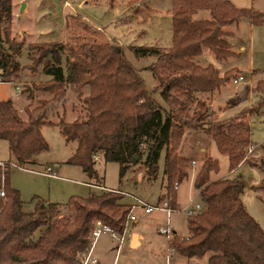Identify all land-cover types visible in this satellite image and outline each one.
<instances>
[{"label":"trees","instance_id":"trees-1","mask_svg":"<svg viewBox=\"0 0 264 264\" xmlns=\"http://www.w3.org/2000/svg\"><path fill=\"white\" fill-rule=\"evenodd\" d=\"M199 9L208 10L209 18L193 19ZM243 18L254 26L262 24L264 7H237L230 0H171L170 45L129 47L136 56L157 54L148 68L166 103L162 108L115 39L83 44L88 68L67 59L61 65L63 43L17 40L11 29L12 0H0V76L14 81L25 69L33 76L48 56L54 60L43 67L50 78L21 86L20 94L27 100L22 109L10 98L0 100V139L7 141L16 166L33 164L36 154L48 148L41 127L58 126L66 142H75L67 162L97 181L94 155L118 163L121 177L142 155L149 171L156 172L164 151L163 192L158 201L167 198L172 206L174 183L188 177L190 160L180 153L187 131L199 129L208 134L219 152L227 155L229 170L246 161L264 174V153L254 159L246 152L250 144L246 114L214 121L209 104L200 97L227 82L235 69L220 75L213 65L193 61L203 48L217 60L232 56L224 27ZM24 48L29 63L22 66L19 57ZM252 92L258 101L249 113L264 105V80H258ZM69 112L75 116L66 121ZM54 115L59 119L50 118ZM5 165L6 170L0 167V187L4 175L0 264H81L97 220L116 235H124L132 208L124 194L100 189L87 197L72 196L65 203L34 197L32 210L24 211L20 192L10 184L11 162ZM217 171L218 161L204 155L193 178L203 208L187 217V235L172 232L168 246L186 258L204 259L205 264H264V231L243 204L244 183L239 178L211 180L210 174ZM254 189L264 205L260 192H264V178Z\"/></svg>","mask_w":264,"mask_h":264},{"label":"rangeland","instance_id":"rangeland-1","mask_svg":"<svg viewBox=\"0 0 264 264\" xmlns=\"http://www.w3.org/2000/svg\"><path fill=\"white\" fill-rule=\"evenodd\" d=\"M230 1L237 7L254 10H262L264 3V0ZM22 5H24L23 9ZM192 18H209V12L206 9H199L192 14ZM11 29L17 40L62 42L64 45V50L61 52L62 64L65 65L66 59L75 60L79 65H84V68H88L89 63L84 55L83 44L100 43L109 38L115 39L124 47L127 60L138 69L152 97L162 108H166V103L157 89V79L148 68L155 62L157 54L148 53L136 56L129 47L155 48L170 45L172 37L171 0H12ZM232 30V49L236 54L220 62L209 49L203 48L201 54L194 57L193 61L202 66L209 64L216 66L220 75H223L227 68H236L235 72L236 70L238 72L236 74L234 72L230 79L220 86L213 105L212 118L214 121H226L246 114L248 140L255 147L249 155L254 159H259L264 153V105L252 113L248 110L258 101V96L251 92V88L258 80H264V22L256 25L252 33L249 27L243 24H239L238 28L234 27ZM241 44L245 45L244 52L238 50ZM19 62L22 66L29 63L25 48L21 51ZM47 64H54L52 57L48 56L33 76L25 69L19 79H14L13 82H0V100L10 98L15 107L22 109L27 104V100L24 95L17 94L15 85L21 87L31 80H47L50 76L43 72V67ZM251 66L254 69L253 74H251ZM237 74L242 76L239 84L232 81ZM200 97L206 99L210 106L207 96L200 94ZM65 107L70 109L71 99L66 102ZM74 116L73 112H69L66 121L73 120ZM50 118L59 119L58 115ZM41 132L48 148L36 154L37 164L26 163L16 166L13 159L10 160V184L20 192L23 210H32L34 197L54 203H65L72 196L87 197L93 192L100 191L97 187L87 183L93 182L94 179H89L80 166L67 162L73 153L75 142H66L58 126L43 125ZM180 153L189 159L190 163L187 169L188 177L179 183L176 190L179 210L170 215V228L172 226L180 236L187 235L188 215L184 208L190 204L192 199L195 203L201 202L193 187V178L202 158L208 155L218 161V171L212 172L210 179L239 178L244 183L241 195L243 204L264 231V205L258 197L259 191L254 189V186L264 178L259 166L242 161L236 168L229 170L227 155L220 153L211 137L199 129L186 132L180 146ZM11 158L7 141L0 139V159ZM163 158L164 151L161 152L156 172L149 171L145 155L132 163L121 177L119 176V164L105 162L101 157L95 160V169L101 176L99 183L103 184L106 189L120 190L125 193V202L131 204L138 199L149 205H155L163 190ZM56 162L60 167H54ZM47 165L54 167L57 172L55 177L42 173ZM127 195L133 201L126 197ZM134 214L143 216V221L156 218L160 223L165 224L167 220L166 214L158 210L151 214H144L142 210L137 209ZM162 239L166 237L163 235ZM168 264H176L174 258L168 259ZM183 264L190 263L184 260Z\"/></svg>","mask_w":264,"mask_h":264},{"label":"crops","instance_id":"crops-1","mask_svg":"<svg viewBox=\"0 0 264 264\" xmlns=\"http://www.w3.org/2000/svg\"><path fill=\"white\" fill-rule=\"evenodd\" d=\"M233 1H236V0H233ZM263 7H264V3H263ZM200 19H204V18H200ZM239 24H243L244 26H248L249 31H251V33L253 32L254 28L256 27V26L252 25L248 19H245V18L240 19L239 21L232 23V24H229V25L224 27V29L228 32L227 40L230 44V48L233 52V55L236 53L232 49V42H231V37L233 34L232 29L234 27L238 28ZM251 42H252V37L250 39V44H251ZM238 50L240 52H244L245 51V45L241 44L239 46ZM59 58H60L59 63L61 65H63L62 64V58H63L62 54L60 55ZM221 61L222 60H220V62ZM214 67L217 68L216 66H214ZM228 69H231V68H227L226 70H228ZM232 69H234V68H232ZM217 70L219 72L218 68H217ZM250 70H251V74H253L254 69H252V66H251ZM237 72L238 71L236 70L235 74ZM219 74H220V72H219ZM237 76H239V75L237 74L233 78H236ZM239 82L240 81H238L235 84H239ZM253 87L251 88V92H252ZM219 90H220V87L215 89L213 92L204 93V95L207 96V98H208L207 100H210V108H211L212 112H214V106L213 105L217 99V93H219ZM9 155H10V152H9ZM98 159H100V156ZM10 160H12V158L8 159V160L0 159V162H7V161L11 162ZM37 163L38 162H37V159L35 157L33 164H37ZM48 167L52 169V171L54 172V176H49L46 174V170ZM54 167H60L59 163L58 162L54 163ZM54 167L47 165L44 168L42 173L49 176V177H55L57 175V172H55ZM96 172H97V170H96ZM97 175L99 178L98 181L94 179V180H92L93 182H87V183H89L90 185H93V186L98 185V184L103 186V184L99 183L101 181V176L98 174V172H97ZM213 180H215V179H213ZM103 187H105V186H103ZM162 192H163V190H162ZM162 192L160 193V195L162 194ZM159 196H158V198H159ZM126 197L130 198L133 201V199L130 196H126ZM131 204L133 205L132 213L135 216V220L132 223H130V225L127 227L124 235L121 236V238H113L109 233H103L95 241V243L93 245L92 253L98 259V261L101 264H168V259H170V258L171 259L174 258L176 264H183L184 260H186L190 264H205L204 259L203 260L189 259V258H186L182 255L177 254L174 250H172L168 246V243H167L168 240L162 239L163 235L160 236V234L157 233L158 227L161 225H164V223H160L156 218H152L149 221H143L144 217L143 216H136L134 214V212L137 209H140L143 212H144V210L141 207L137 206L136 202L134 203V201ZM174 205H175V207L178 208L177 193H176ZM154 211H151L149 213L144 212V214H151ZM158 211L165 214V212H163V211H160V210H158ZM171 229H172V232H176L172 226H171Z\"/></svg>","mask_w":264,"mask_h":264},{"label":"built area","instance_id":"built-area-1","mask_svg":"<svg viewBox=\"0 0 264 264\" xmlns=\"http://www.w3.org/2000/svg\"><path fill=\"white\" fill-rule=\"evenodd\" d=\"M241 80H242V76H240V75L237 76L236 78H233L234 83H237L238 81H241ZM0 82H13V81H10L8 78H3L0 76ZM15 88H16L17 94L20 93L21 87L19 85H15ZM254 148H255L254 145L250 144L247 147V151H246L247 155L251 154L253 152ZM98 158H99L98 155H94L95 160H97ZM192 164H194V161H192ZM0 167L3 170L7 169L5 162H0ZM46 174L49 176H54V172L49 167L46 170ZM3 183H4V175L2 176V179H1L2 185L0 187V197L4 196ZM178 185L179 184L177 182H175L173 185V188L177 189ZM95 187H97L99 189L106 190V188L103 186H96L95 185ZM115 191L122 193L119 190H115ZM123 194H125V193H123ZM127 196H129V195H127ZM135 201H136V205L141 207L145 213H149V212L154 211V210H160V211L165 212V214L167 216L166 223L164 225H161L158 227L157 233L160 235H164L167 240L171 239L172 229L170 228L169 217H170L171 213H173L174 211H178L179 208L172 206L167 198H164L161 201H158V203L155 205H149V204L142 202L141 200H138V199ZM132 207H133V205H132ZM202 208H203V206H202L201 202L195 203V202H193V199H192L190 201V204L184 208V211L188 216H190V215H194V214L198 213ZM134 220H135V216L133 215L132 208H131V212L129 213L128 219H127L126 229L130 225V223H132ZM103 233H109L113 238H121V236L116 235L108 225L102 223L100 220H97L95 222V227L91 233L90 247L88 248L87 252L85 253V256H84L81 264H101L98 261V259L93 255L92 250H93V245H94L95 241Z\"/></svg>","mask_w":264,"mask_h":264},{"label":"water","instance_id":"water-1","mask_svg":"<svg viewBox=\"0 0 264 264\" xmlns=\"http://www.w3.org/2000/svg\"><path fill=\"white\" fill-rule=\"evenodd\" d=\"M24 5H22V9H23Z\"/></svg>","mask_w":264,"mask_h":264}]
</instances>
